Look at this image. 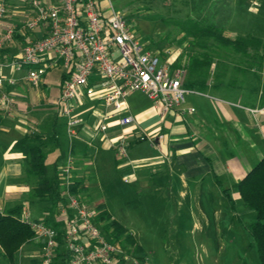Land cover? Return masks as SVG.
<instances>
[{
    "label": "crops",
    "instance_id": "crops-1",
    "mask_svg": "<svg viewBox=\"0 0 264 264\" xmlns=\"http://www.w3.org/2000/svg\"><path fill=\"white\" fill-rule=\"evenodd\" d=\"M23 1L27 13L23 11L24 7H18L12 22L2 21V26H16L12 40L1 49L2 62L20 58L23 45L40 37V31L22 27L23 21L31 16L26 1ZM13 2L17 1L8 0V5ZM218 65L216 62L211 64L207 86L199 91L202 94H188L184 104L171 110L163 119L153 107L138 115L133 114L127 96L123 109L107 120H103L107 110L95 100L83 97L78 102L74 101V114L80 118L81 124L71 146L73 180L83 183L84 189L79 195L85 202L95 205L102 202L111 214L103 197L89 200L90 194L85 192L89 179L84 167L88 163L90 167L103 170L112 161L115 164L120 162L117 164L119 169L132 168L134 172L140 171V168L150 170V181L155 188L164 179L169 192H177L179 196L200 194L208 190L204 187L207 183L208 187L224 196L223 189L239 199L236 182L264 156V59L254 61L230 55L227 60H219ZM27 70L24 66L17 70L9 66L0 69V74L15 78V84L5 88L10 90L14 99V110L0 115L1 120L8 121L7 125L0 122L3 139H7L3 141L0 138V208L5 210L21 205L20 215L41 211L42 215L33 219L54 220V208H39L37 202L42 201L30 197L33 178L26 173L24 155L13 145L27 133L39 134L47 151L46 156L50 151L53 153L51 161L45 160L50 164L60 154L59 145L52 138L54 135L59 138L66 155L70 143L64 120L58 124V110L51 112V107L59 108L57 101L64 70L60 63L47 68L37 86L24 79ZM189 107H193L194 111L188 112ZM127 115L134 117L133 123L121 125L119 119ZM102 120L107 127L97 132L96 127ZM138 130L153 135L162 133L163 137L154 144L144 140L149 142V151L142 155L139 145L143 142L136 139ZM11 132H18L20 136L11 137ZM123 132H131L133 137L126 148L127 157L118 159L114 146ZM157 172L159 176L155 177ZM131 178L133 181L145 179L144 176L134 175ZM176 182L180 183V188L174 191ZM111 217L114 218L112 214ZM26 243H33V249L20 247L19 261L26 255H29L28 261L36 259H31L32 253L39 261L42 244L34 238ZM25 250L27 252L24 253Z\"/></svg>",
    "mask_w": 264,
    "mask_h": 264
},
{
    "label": "built area",
    "instance_id": "built-area-1",
    "mask_svg": "<svg viewBox=\"0 0 264 264\" xmlns=\"http://www.w3.org/2000/svg\"><path fill=\"white\" fill-rule=\"evenodd\" d=\"M31 16L23 21L27 30L40 31V37L28 40L22 47L21 57L4 66L17 70L27 67L24 79L33 86L49 67L60 63L64 76L60 81L58 114L63 118L69 150L58 166L61 182L60 199L55 203L54 220L61 223L62 234L44 218L30 219L27 212L20 215L34 232V239L42 244L38 264H52L57 250H66L68 264H147L143 256L121 248L109 241L94 221L96 205L85 202L71 191L74 156L72 142L78 135L80 118L74 114V101L87 97L107 110V120L125 106V97L134 91H143L163 119L171 110L184 104L188 94H202L183 84L184 69L172 64L179 53L166 50L164 60L159 51H151L137 34L125 15L116 9L111 0H25ZM258 5L256 0L251 6ZM8 0H0V55L3 46L13 38L16 26L2 21L7 17ZM168 54V55H167ZM15 78L0 74V115L14 110V99L7 86ZM193 112L194 108H187ZM101 121L97 132L106 129ZM131 115L119 119L121 125H130ZM131 132L121 133L115 143L116 156L127 157L126 148ZM133 137V136H132ZM163 134H149L138 130L136 139L151 144Z\"/></svg>",
    "mask_w": 264,
    "mask_h": 264
},
{
    "label": "rangeland",
    "instance_id": "rangeland-1",
    "mask_svg": "<svg viewBox=\"0 0 264 264\" xmlns=\"http://www.w3.org/2000/svg\"><path fill=\"white\" fill-rule=\"evenodd\" d=\"M16 1L9 4L4 21L12 22L18 7H24L23 11L27 13L24 1ZM251 1L253 0H152L147 9L144 4L131 5L129 0H111L113 6L125 15L144 40L146 47L151 51H159L161 57L165 61H171L170 63L172 60L166 56V50L180 54L184 48L190 52L194 47V39L191 36L184 37L175 25L176 20L186 17L197 20L199 24L214 21L227 32L253 35L263 41L264 0H256L258 5L253 6ZM159 17H164L165 21H160ZM250 52L253 50L250 49ZM175 62L176 60L172 64ZM127 100L131 112L136 115L152 107L147 95L140 90L129 93ZM57 110L59 108L51 107V112ZM57 120L60 124L63 118L58 115ZM0 122L8 124L7 120L0 119ZM10 135L20 136L18 132H11ZM0 138L7 140L3 139L1 130ZM139 142H143L139 145L142 155L147 154L149 142ZM56 151L54 149L55 153ZM127 153L131 155L129 147ZM52 158L53 153L50 151L46 160L51 161ZM112 162L103 170L86 164L84 168L89 184L85 192L90 194V201L95 197L104 198L113 217L134 234L138 247L132 250L133 253L143 256L147 264H260L255 243L247 231V226L255 215L240 197L236 199L230 194L234 203L231 206L226 196L208 187L207 183L204 187L208 190L200 194L179 196L177 192H169L164 179L155 188L150 181V170L140 168V171L134 172L132 168L119 169L117 164L120 162ZM132 175L144 176L145 179L133 181ZM154 176H159L158 172ZM179 185L176 182L174 191L180 188ZM37 205L39 208L52 206L47 201L37 202ZM28 215L33 219L41 216L42 212L32 211ZM32 245L33 243H24L20 247L32 250ZM28 257L26 255L19 261L17 250L12 261H9L0 248V264H27ZM32 258L38 260L33 253Z\"/></svg>",
    "mask_w": 264,
    "mask_h": 264
},
{
    "label": "trees",
    "instance_id": "trees-1",
    "mask_svg": "<svg viewBox=\"0 0 264 264\" xmlns=\"http://www.w3.org/2000/svg\"><path fill=\"white\" fill-rule=\"evenodd\" d=\"M129 4H144L147 9L152 0H129ZM160 21L165 18L159 17ZM175 25L179 31L194 39L193 49L188 52L184 48L174 63L175 66L183 67L185 73L183 84L192 89L203 91L207 78L211 75L210 67L213 62L219 66V60H227L230 55L240 58H251L254 61L264 59V39L253 35L243 36L224 30L222 25H216L214 21L199 24L191 18L176 20ZM250 49L253 50L250 53ZM185 58L183 61L182 59ZM64 76V75H63ZM53 140L59 145L60 154L50 164L46 163L47 151L44 150L42 136L36 133H27L14 142V147L20 151L26 161V173L33 178L30 197L38 201H47L54 208L60 199L61 182L58 178V166L64 158V150L59 138L52 135ZM235 187L245 206L254 212V220L247 226V231L253 239L260 264H264V156L246 172L244 177L236 182ZM71 191L74 194L83 192L84 185L79 180H73ZM231 206L233 199L223 189ZM97 214L94 221L100 226L105 237L118 243L121 248L136 250L138 245L128 229L111 217L104 203L96 204ZM21 205H15L5 210L0 208V248L12 261L13 254L19 247L32 241L34 232L26 222L20 220ZM47 223L57 229L59 236L62 234L61 223L51 219H45ZM134 246V248H129ZM69 254L66 250H57L52 264H68ZM39 261L32 259L28 264H38Z\"/></svg>",
    "mask_w": 264,
    "mask_h": 264
}]
</instances>
